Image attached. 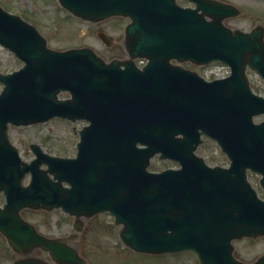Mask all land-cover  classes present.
I'll use <instances>...</instances> for the list:
<instances>
[{"label": "water", "instance_id": "water-1", "mask_svg": "<svg viewBox=\"0 0 264 264\" xmlns=\"http://www.w3.org/2000/svg\"><path fill=\"white\" fill-rule=\"evenodd\" d=\"M188 1L194 9L175 0H58L84 21L129 18L131 60L124 63H105L87 47L50 49L35 27L0 7V44L24 63L0 73V235L21 256L12 264H87L68 245L74 235L45 237L21 215L58 208L75 217L76 233L79 218L110 213L121 226L119 239L134 252L191 251L200 264H264V255L238 260L232 244L264 236V201L246 178L247 169L259 174L264 194V121L253 122L264 114V98L246 75L252 69L264 82V27L231 30L222 21L237 17V7ZM139 57L147 59L142 69L133 63ZM172 60L195 66L218 60L231 74L206 82ZM62 91L70 98L60 100ZM53 117L89 122L76 157H54L32 144L35 158L22 161L8 139L9 124ZM202 135L220 146L228 168L208 167L194 155ZM158 154L181 168L149 172ZM35 250L50 260L29 256Z\"/></svg>", "mask_w": 264, "mask_h": 264}, {"label": "rangeland", "instance_id": "rangeland-1", "mask_svg": "<svg viewBox=\"0 0 264 264\" xmlns=\"http://www.w3.org/2000/svg\"><path fill=\"white\" fill-rule=\"evenodd\" d=\"M236 6L241 14L235 18L227 19L223 24L231 30L248 32L255 26L264 27V0H219ZM181 6H192L186 0H177ZM0 7L5 11L18 15L24 21L33 25L45 38L47 47L57 51H65L72 48L87 47L92 49L99 57L105 59L113 54H118V45L122 42V27L127 20L111 17L98 23L83 21L71 16L61 8L57 0H0ZM105 33L113 39V44L107 48L97 37L98 33ZM109 60V59H105ZM11 52L0 45V73L8 74L18 70L22 66ZM189 66L183 64V66ZM193 69L192 65L189 66ZM201 72V69H196ZM251 82L252 91L264 97V87L253 71L247 70ZM2 84L0 83V91ZM60 99L69 98V94L61 92ZM254 122L264 121V115L254 117ZM87 123L84 121L71 122L65 119L53 118L43 124H35L25 127H9L8 136L10 142L18 149L19 156L25 162H30L34 156L29 146L35 144L54 156L74 157L75 143L78 141V132ZM74 129L75 133H73ZM196 154L203 157L209 165L226 166L228 161L220 153L213 141L204 139ZM166 168H178L175 162L158 160L154 157L148 167L149 171L160 172ZM28 176L23 184L28 181ZM248 179L264 200L262 188L259 185L260 176L248 172ZM4 198L0 193V206ZM24 219L31 222L37 231L48 238H65L69 246L75 249L80 256L87 260V264H198L192 252L177 254L147 255L138 254L126 248L118 238L121 226L114 225L113 218L103 212L91 218H79L82 229L74 232L72 225L75 219L60 210L51 212L23 210ZM233 255L237 259L252 263L258 257L264 255V236L255 239H242L233 242ZM29 256L39 257L49 261L47 253L35 250ZM21 256L14 253L0 235V264H12Z\"/></svg>", "mask_w": 264, "mask_h": 264}, {"label": "flooded vegetation", "instance_id": "flooded-vegetation-1", "mask_svg": "<svg viewBox=\"0 0 264 264\" xmlns=\"http://www.w3.org/2000/svg\"><path fill=\"white\" fill-rule=\"evenodd\" d=\"M125 20H127V19H125ZM128 23V20H127V22H125L124 24H123V27H122V33H123V31H124V28H125V26H126V24ZM107 35V34H106ZM107 36H109V35H107ZM107 40L108 41H110L111 43H110V46L109 47H107V48H110L111 47V45L113 44V39L109 36V37H107ZM124 45H123V35H122V42L120 41V44L118 45V50L120 51V53H118V54H113L111 57H109V58H105V59H109L108 61H110V60H115V59H118V60H120V61H125V60H127L128 58H129V54H128V52L124 49V47H123ZM104 59V60H105Z\"/></svg>", "mask_w": 264, "mask_h": 264}]
</instances>
